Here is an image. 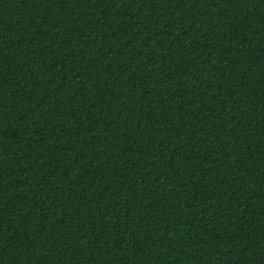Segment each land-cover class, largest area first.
<instances>
[{"label": "trees", "instance_id": "trees-1", "mask_svg": "<svg viewBox=\"0 0 264 264\" xmlns=\"http://www.w3.org/2000/svg\"><path fill=\"white\" fill-rule=\"evenodd\" d=\"M0 264H264V0H0Z\"/></svg>", "mask_w": 264, "mask_h": 264}]
</instances>
